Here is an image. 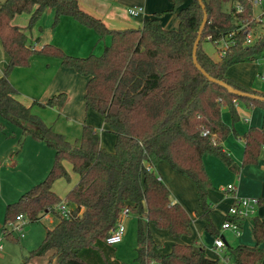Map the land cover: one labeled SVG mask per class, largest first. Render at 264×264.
<instances>
[{
  "label": "trees",
  "instance_id": "obj_1",
  "mask_svg": "<svg viewBox=\"0 0 264 264\" xmlns=\"http://www.w3.org/2000/svg\"><path fill=\"white\" fill-rule=\"evenodd\" d=\"M169 0L178 8V27L164 29L158 16L144 19L136 29L108 30L104 24L79 9L76 0H5L0 4V43L7 56L0 76V131L3 123L20 129L21 135L43 143L53 151V163L45 178L8 204L4 226L22 216L28 223L40 221L45 214L58 213L60 198L52 191L56 180L68 179L63 162L71 165L78 180L66 195L70 207L68 219L46 230L30 259L52 253L56 264H125L115 256L114 246L106 243L111 229L124 209L136 219V264H260L264 250V223L254 220L252 230L256 245L227 246L223 260L206 256L200 244H182L177 240L189 235L191 219L183 207L171 200L168 188L159 180L154 168L161 162L188 178L195 187L200 218L212 235L209 221L208 190L211 180L204 167V158L213 156L227 168L237 171L222 142L230 132L221 118V110H229L232 121H238L233 103L262 110V127L249 128L243 136L242 165L253 164L264 146V102L238 97L208 81L193 65L192 47L204 12L207 22L196 51L197 63L213 79L222 81L242 93L264 97L227 76L236 64L250 63L264 55V36L252 45H244L243 30L257 25L250 0H237L242 8L235 13L232 0ZM54 12L52 26L61 17H69L94 31L100 39H108L100 55L74 57L61 49L44 44L35 49L25 31L12 25L16 15L29 16L27 29L37 24L45 10ZM244 26L243 29H241ZM231 44L215 62L202 49V41L214 43L230 32ZM254 32V31H253ZM33 56L56 59L61 67L85 78L84 107L102 117L107 131L115 137L114 150L100 145V134L83 124L78 144L72 145L55 132L18 100V91L8 80L15 68L29 66ZM65 93L50 97L45 103L37 100L32 106L61 108ZM150 168L148 170L147 168ZM3 228V227H2ZM166 231L174 243L169 252L158 251L151 230ZM5 238L17 239L5 227Z\"/></svg>",
  "mask_w": 264,
  "mask_h": 264
},
{
  "label": "crops",
  "instance_id": "obj_2",
  "mask_svg": "<svg viewBox=\"0 0 264 264\" xmlns=\"http://www.w3.org/2000/svg\"><path fill=\"white\" fill-rule=\"evenodd\" d=\"M76 2L79 9H81L83 12L87 13L88 15L92 16L93 18L100 20L108 30H124V29L139 28L144 19L152 18L153 16H155V14L161 13L165 10L167 11L171 8V5L169 4V0H76ZM182 6L185 5L182 3ZM133 7H141L142 13L136 17H130L127 13V9ZM255 8L261 11L262 9H264V6L255 7ZM175 10H176V14L164 13L159 16L158 21L164 29L167 30L177 29L178 27L177 11L179 9L176 8ZM54 15L55 14L53 10L51 9L45 10L41 18L37 22V24L33 26V28H31L30 30H28L26 27L23 28L19 26L20 23H18L17 21L19 15H16L11 23L12 25L17 26L25 31L29 43H31V45L35 49H39L44 44H51L61 49L64 53L70 56L73 55L74 57H79V56L87 57L88 55L93 53L94 55H100L99 54L101 52V43H99L100 38L94 31L81 26L80 24H78L76 21H74L72 18L69 17H61L58 24L53 27L52 23L54 20ZM27 17L29 18L28 15ZM263 29L264 26H260V25H256L254 27L253 31L255 35H257V39L264 36ZM103 41H104L103 44L105 46L107 44L108 39H104ZM202 49L205 53H207L203 47ZM213 50L214 51L211 55H209L208 53L207 54L210 56V58L213 61L217 62L220 60L221 57V55L218 53L219 48L214 47ZM262 58H264V55L262 56ZM7 61H8L7 56L4 53L0 43V69L2 71L6 67ZM250 63L253 64V62ZM242 70L246 72H250V68L248 67V64L242 65ZM228 75L229 74L227 72V76ZM261 79H263V77H261ZM8 80L11 83V85L18 91L19 94L18 100L25 106H31L32 113L35 115L37 114L44 121L46 118L42 116L40 108L32 106L31 102L35 99H38L37 101L39 103H45L50 97L58 93H65L67 96L65 104L61 108H57L58 111L64 115L69 116L70 119H76V120L78 119L70 115L68 110L70 108V105L73 103V101L76 103L80 101V104L84 105L83 97H84V86L86 80L85 78L75 73L73 70L61 67L59 61H57L56 59L33 56L29 60V67L15 68L9 75ZM241 81L243 80L241 79ZM261 94H264V92ZM241 106L242 108L239 107L238 102L235 105L238 118L240 121H236V122L227 121L226 118L223 119V117L221 116L223 123L230 128V132L228 136L222 142V147L223 150L227 152V154L230 156L233 163L236 165L237 171L230 170L221 161L210 156L204 158V167L207 175L211 180L212 189H214L215 192H217L215 196V203L218 202L221 207H225V209L222 210V212L226 211L227 207L230 208L236 202L237 199H241V198H248V199L255 198L259 200V204L257 205V207H255L252 216L240 222V232L238 236H236L231 231H222L221 229L218 230L213 227L214 228L213 236L221 237L223 239L225 244V249L224 250L215 249L213 246V242H214L213 241L212 245L208 246V251L213 253L215 257L209 256V254H207L206 252L205 254L208 258L212 257L210 259L218 260V261L222 260V256L223 254H225L226 247L229 246L227 245L225 238L223 236L224 233L229 232L231 236L236 238V241L243 239L241 240L242 242L234 246L243 245L247 247H254L256 245L255 238L253 237L252 234V230L254 227V220L258 219L259 221L264 223V150L261 151L255 163L242 165V156H243V148H244L243 136L249 128L260 129L262 127L263 113L261 109L259 110L257 108H253L250 110L243 105ZM86 116H87V111L85 110V118L83 124H86L85 123ZM104 128H106L105 125ZM114 141H115V137H114ZM100 145L102 146V140H100ZM106 149L111 151V149L108 147H106ZM161 163H159L158 165H160ZM69 166L71 167L70 164ZM157 166L154 168L155 172ZM63 167L68 168L66 161L63 162ZM176 174L179 175L178 173ZM157 175L159 180L163 181L162 176L158 173ZM228 185H231L233 189L228 191L226 188ZM52 191L54 192L53 185H52ZM170 194H171V200L173 202H176L174 198H172L171 191ZM181 204L183 205L182 201ZM222 212L221 215L223 214ZM187 214L189 215L188 212ZM47 215L49 214H45L44 217H46ZM189 217L191 219L189 235L182 237L181 239L177 240V242L182 244H200L201 246H203L197 239H195V237L192 238V241L190 243L188 242L184 243L185 238L190 237L192 235V228H191L193 225L192 217L194 216L189 215ZM208 218H209V214H208ZM225 218L226 216L224 218L222 216L223 222ZM132 221L136 223V219L132 215H127L122 219V223L127 222L129 224L130 223L132 224ZM2 227L3 226H0V228ZM23 229L24 231H28L30 227L28 225H25ZM243 230L247 232V235H245L244 238H240L241 232ZM151 233L153 239L155 233L157 235L163 234L161 233L160 230L157 229H152ZM248 233L250 237L248 236ZM202 234L203 237L205 233ZM174 242H175L174 239L171 238L170 243L173 244ZM234 246H230V247H234ZM260 248L264 250V239L260 244ZM169 251L170 250H168V252ZM225 263L230 264L231 262L230 263L225 262ZM263 263H264V258L260 264ZM25 264H56V262L55 259H53L52 257V253L48 252L41 257L30 259Z\"/></svg>",
  "mask_w": 264,
  "mask_h": 264
},
{
  "label": "rangeland",
  "instance_id": "obj_3",
  "mask_svg": "<svg viewBox=\"0 0 264 264\" xmlns=\"http://www.w3.org/2000/svg\"><path fill=\"white\" fill-rule=\"evenodd\" d=\"M4 1L5 0H0V4ZM182 1L185 6L190 2V0ZM169 4L171 5L169 10L155 14V16H158V20L159 16L164 13L176 14L173 4L170 2ZM235 4L236 0H232V3L229 2V4L225 5L224 10L228 11L229 6H233ZM253 13V16L255 17L258 13H260V10L254 8ZM28 20L29 18L26 14L19 15L17 18L18 23H20L19 26L23 28L27 27ZM255 37H257V35H255ZM103 42V39H100L99 43H101V52L99 54H102L103 52ZM109 43L110 42L108 40L106 45ZM202 47L209 55L213 53V48H216L214 44L208 41H202ZM245 64H248L250 72L242 70V65ZM227 72L230 78L242 83L253 91L259 93L264 92V58H262V56L253 61V64L241 63L233 65L227 70ZM1 75L2 72H0V76ZM261 77H263V79H261ZM241 79L243 81H241ZM238 105L240 108H242L241 105L245 106L239 101ZM35 107L40 108L42 116L46 118L45 121L37 114L36 115L46 125L51 126L55 132L62 134L72 145L78 144L81 136L82 124L85 118L84 105L80 104V101H78V103L73 101L68 110L70 115L78 118L77 120L70 119L69 116L60 113L57 108L40 106ZM248 109L251 110L253 108ZM257 109L260 110V108ZM221 116L223 119L226 118L227 121H232L229 110L226 107L222 108ZM238 121L240 120L238 119ZM85 123L86 125L92 126L98 130L100 140H102V146L104 145L103 147L105 149L106 147L110 148L111 151L106 150L112 152L114 150V137L106 130V128H104L102 118L93 111H87ZM53 156L52 150L47 148L43 143L34 141L26 136H22L19 128L8 123H3V131H0V226H3V228H0V246L2 249L0 252V264H23L24 258L28 255V253L38 247L46 230L54 228L59 221L60 217L57 213H48L49 215L35 223H26L24 220V226L28 225L30 227L28 231H24L23 228L21 230L16 229L15 226L20 225L18 222H15L13 227L4 226L6 206L16 202L22 193L28 191L44 179L50 166H52ZM67 167L68 168H64L68 174V179L62 178L55 181L53 184V190L60 198L61 202L64 201L66 193L71 190L77 182V177L72 172L68 162ZM156 172L162 176V183L171 191L172 198H174V200L179 204H181L182 201L183 205H181L184 209L190 216H194L192 217V235L190 237H186L184 243H190L192 238L195 237V239H197L204 246L205 252L209 254V256L215 257L213 253L208 251V246L212 245L215 236L206 231V223L202 218H200V207L192 182L177 175L164 163L157 166ZM209 190L207 193V202L210 209V223L214 228L220 230L223 223L222 216L224 218L227 215L229 207L226 208V211L222 212L225 207H221L218 202L215 203V196L217 192H215L212 188ZM221 212L223 213L222 215ZM123 226L125 234H123L121 242L114 246L115 256L119 261L125 264H136L134 261L136 247V223H134V221H132V224L126 222L123 223ZM5 227L8 232H11V236L17 239L16 241H12L10 238L4 237L3 234L5 233ZM161 233L163 234H154V241L157 245H159V252L165 254L164 252L167 253L172 246L170 243L171 238L166 232L161 231ZM202 233H205L203 237ZM245 235H247V232L243 230L240 238H244ZM223 236L229 246L239 244L242 242L241 240H243L240 239L236 241V238L231 236L229 232L224 233ZM226 262L230 263L231 261L228 260Z\"/></svg>",
  "mask_w": 264,
  "mask_h": 264
},
{
  "label": "built area",
  "instance_id": "obj_4",
  "mask_svg": "<svg viewBox=\"0 0 264 264\" xmlns=\"http://www.w3.org/2000/svg\"><path fill=\"white\" fill-rule=\"evenodd\" d=\"M250 4L253 8L255 7H262L264 6V0H250ZM242 11V8L239 5L235 6V13H240ZM127 13L130 17H136L139 14L142 13L141 7H133L127 9ZM253 19L257 22V25L264 26V9L260 11ZM244 26L241 28L243 29ZM236 32H230L226 37H222L219 41L214 42L213 44L219 48V54L222 56L225 51L228 49L229 45L231 44V41L229 40L230 37H232ZM243 33L245 35L244 45H252L256 40L257 37H255V33L252 30H243ZM0 72L2 70L0 69ZM234 105H236V101L233 100ZM262 150H264V146L262 147ZM150 170V168H147ZM227 190L230 191L233 189L231 185H228ZM259 204L258 199H248V198H241L237 199L236 202L228 209L226 218L224 222L221 225L222 231H231L236 236L239 235L240 232V222L244 219L249 218L253 215L255 207ZM56 210L58 211L59 215L64 218L68 219L71 214L70 207H68L64 202H61L57 207ZM128 214V209H124L121 214L119 215V219L117 220L114 227L111 229L109 236L106 239V243L110 246H115L119 244L122 240L123 234L125 232L122 219L126 217ZM20 223V225H16L15 228L18 230H21L24 227V219L22 216H18L16 218V221ZM9 223L7 226L13 227V224L15 223ZM213 246L215 249L218 250H224L225 244L221 237H215ZM1 246H0V252H1ZM222 252V251H221ZM224 255V254H223ZM223 260V256H222ZM226 262V261H225ZM224 264H227L225 263Z\"/></svg>",
  "mask_w": 264,
  "mask_h": 264
},
{
  "label": "water",
  "instance_id": "obj_5",
  "mask_svg": "<svg viewBox=\"0 0 264 264\" xmlns=\"http://www.w3.org/2000/svg\"><path fill=\"white\" fill-rule=\"evenodd\" d=\"M198 4L200 5L201 9L204 10V6H203V3L201 0H197ZM207 22V16L205 15V12H204V16H203V19H202V22H201V25L199 27V30H198V33H197V37L193 43V47H192V62H193V65L195 66V68L210 82L212 83H215L221 87H223L228 93L232 94V95H235V96H238V97H244V98H249V99H253V100H257V101H261V102H264V97H261V96H257V95H252V94H247V93H242L238 90H235L233 88H231L230 86H228L227 84L223 83L222 81H218V80H215L213 78H211L200 66L199 64L197 63V58H196V51H197V48H198V45H199V42H200V37H201V33H202V30L205 26Z\"/></svg>",
  "mask_w": 264,
  "mask_h": 264
}]
</instances>
